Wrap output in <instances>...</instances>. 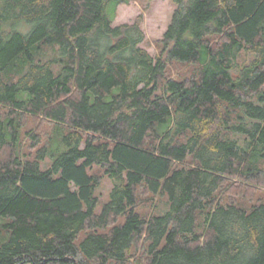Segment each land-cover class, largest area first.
<instances>
[{
	"label": "trees",
	"instance_id": "1",
	"mask_svg": "<svg viewBox=\"0 0 264 264\" xmlns=\"http://www.w3.org/2000/svg\"><path fill=\"white\" fill-rule=\"evenodd\" d=\"M173 1L154 58L127 0H0V264H264L229 193L264 180V0Z\"/></svg>",
	"mask_w": 264,
	"mask_h": 264
},
{
	"label": "rangeland",
	"instance_id": "2",
	"mask_svg": "<svg viewBox=\"0 0 264 264\" xmlns=\"http://www.w3.org/2000/svg\"><path fill=\"white\" fill-rule=\"evenodd\" d=\"M111 7V8H110ZM175 4L173 0H127L126 3L121 5L109 6V16L112 18L113 25L118 26L121 24H131L135 22L138 17L142 20V29L145 32L146 38L142 48L147 50L154 58L161 55L162 40L173 16L175 10ZM24 32L28 30L22 28ZM57 54L55 49H45L43 51V59H50ZM192 68L190 66H174L172 71L175 76L179 74H187ZM28 128H34L38 133L42 141H45L50 132L52 131V125L43 119H30L28 120ZM24 148L26 153L31 154V144L29 140L25 141ZM95 171L102 176V183L97 190V196L101 203L107 201L109 193L113 187L112 181L103 174L102 170L95 168ZM104 175V176H103ZM230 189V195L238 196V200L244 202H252L253 204L264 197V180L259 185L246 186L242 183H235ZM244 197H243V196ZM245 199L247 201H245ZM167 209L166 200L163 198H153L142 196L140 201V212L144 216H149L155 213H162Z\"/></svg>",
	"mask_w": 264,
	"mask_h": 264
}]
</instances>
